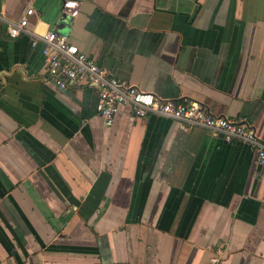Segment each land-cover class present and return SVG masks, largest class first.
Wrapping results in <instances>:
<instances>
[{
  "label": "crops",
  "instance_id": "obj_1",
  "mask_svg": "<svg viewBox=\"0 0 264 264\" xmlns=\"http://www.w3.org/2000/svg\"><path fill=\"white\" fill-rule=\"evenodd\" d=\"M0 0V264H264V165L244 143L49 81L56 31L156 97L246 118L264 139V0Z\"/></svg>",
  "mask_w": 264,
  "mask_h": 264
},
{
  "label": "built area",
  "instance_id": "obj_2",
  "mask_svg": "<svg viewBox=\"0 0 264 264\" xmlns=\"http://www.w3.org/2000/svg\"><path fill=\"white\" fill-rule=\"evenodd\" d=\"M31 7L15 23H7L8 36L12 39L25 35L29 45H41L47 78L59 89L72 85H90L97 95L96 114L106 127L114 125L120 108H129L136 118L155 115L180 122L189 128L204 129L219 135L226 143H244L256 153V163L264 165V139L257 137L246 118L236 120L214 116L194 101H174L156 97L138 87L108 74L92 58L81 53L71 44L67 35L48 30L40 34L30 29ZM212 264L216 260L211 261Z\"/></svg>",
  "mask_w": 264,
  "mask_h": 264
},
{
  "label": "water",
  "instance_id": "obj_3",
  "mask_svg": "<svg viewBox=\"0 0 264 264\" xmlns=\"http://www.w3.org/2000/svg\"><path fill=\"white\" fill-rule=\"evenodd\" d=\"M65 3V0H52L49 4V8L51 9V17L53 21L57 19V21L60 18L62 7ZM63 27L61 25H58L55 30L62 32Z\"/></svg>",
  "mask_w": 264,
  "mask_h": 264
}]
</instances>
